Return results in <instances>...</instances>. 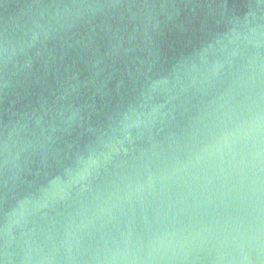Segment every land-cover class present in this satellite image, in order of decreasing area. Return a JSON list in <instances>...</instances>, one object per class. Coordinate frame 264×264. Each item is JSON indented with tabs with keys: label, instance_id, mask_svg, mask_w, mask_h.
Returning a JSON list of instances; mask_svg holds the SVG:
<instances>
[{
	"label": "water",
	"instance_id": "obj_1",
	"mask_svg": "<svg viewBox=\"0 0 264 264\" xmlns=\"http://www.w3.org/2000/svg\"><path fill=\"white\" fill-rule=\"evenodd\" d=\"M0 264H264V0H0Z\"/></svg>",
	"mask_w": 264,
	"mask_h": 264
}]
</instances>
